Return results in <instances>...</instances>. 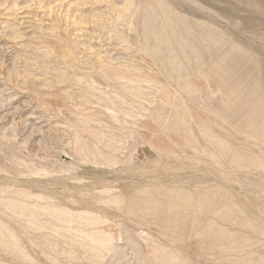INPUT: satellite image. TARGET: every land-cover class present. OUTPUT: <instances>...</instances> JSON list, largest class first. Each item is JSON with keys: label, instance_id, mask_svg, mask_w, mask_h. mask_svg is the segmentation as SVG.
<instances>
[{"label": "rangeland", "instance_id": "1", "mask_svg": "<svg viewBox=\"0 0 264 264\" xmlns=\"http://www.w3.org/2000/svg\"><path fill=\"white\" fill-rule=\"evenodd\" d=\"M0 264H264V0H0Z\"/></svg>", "mask_w": 264, "mask_h": 264}]
</instances>
